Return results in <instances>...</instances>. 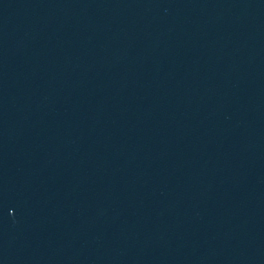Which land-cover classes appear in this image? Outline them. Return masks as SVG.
<instances>
[{
	"label": "water",
	"instance_id": "obj_1",
	"mask_svg": "<svg viewBox=\"0 0 264 264\" xmlns=\"http://www.w3.org/2000/svg\"><path fill=\"white\" fill-rule=\"evenodd\" d=\"M0 264H264V0H0Z\"/></svg>",
	"mask_w": 264,
	"mask_h": 264
}]
</instances>
